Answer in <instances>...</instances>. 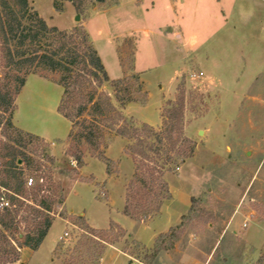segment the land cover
<instances>
[{"label":"rangeland","instance_id":"1","mask_svg":"<svg viewBox=\"0 0 264 264\" xmlns=\"http://www.w3.org/2000/svg\"><path fill=\"white\" fill-rule=\"evenodd\" d=\"M29 3L49 27H56L60 31L84 28L106 69L113 74L110 46L106 42L107 29L113 34L118 33L116 24L120 16L116 9L124 3L132 4L133 0H109L105 4L84 0L80 13L69 0H29ZM163 3L164 0H154L151 21L164 24L168 14L162 11ZM58 8L61 10L58 11ZM77 16H80L79 21L76 20ZM250 30L247 32L246 43L242 41L240 32H237L231 46L238 71L244 57L247 60V71L252 72L256 71L257 64L264 57V47L256 40L255 28ZM137 38L136 35H130L115 40L124 77L130 79L135 75L140 77L135 70ZM146 48L144 45L139 48L140 68L159 65L168 60V54H165L158 42L151 49L156 52L153 63H149L151 51ZM242 51L246 55L243 58ZM191 70L199 71L196 67ZM0 73H4L1 68ZM59 76L47 72L28 76L27 81L34 78L17 99L13 123L20 130L19 125L56 142L54 144L38 136L23 151L32 157L35 165L40 161L46 174L53 177L54 184L49 187L51 192L67 193L73 181L84 180L81 182L82 189L71 197L70 204L75 209L85 211L96 225L107 226L108 221H114L121 212L126 186L133 178L135 165L126 155L113 163L112 181L108 190L106 183L93 188L91 183L94 178L81 176V169L84 176L107 174L105 163L90 154H87L83 168L78 169L77 174L72 172L76 163L68 156L70 124L58 113L63 92L62 87L56 84ZM140 81L143 85L142 93L137 91L136 81L130 82L136 91V102L133 103L146 105L148 87L144 78L140 77ZM241 82L248 88L244 94L238 92L226 96L210 87L206 80L201 78L189 81L187 74H184L178 79L174 98L163 102L162 107L156 105L163 119L167 103L175 102L182 91L186 94L185 132L196 142L197 149L192 159L166 178L173 191L180 189L197 202L182 220L183 226L177 236L161 242L155 259H147L153 250L138 248L131 238L118 237L117 231L103 240L95 238V242L88 245L92 239L90 229L93 228L83 216L70 214L64 204L54 208V225L39 257L34 260V251L22 248L20 260L14 264H47L49 255L57 264H115L120 257L128 264L133 263L131 258L143 264H179L184 257L201 264H264V71L252 80L249 76L244 77ZM131 113V110L124 111L128 119L141 126L143 123L131 117ZM2 129L3 125L0 127V141L6 142L8 140L1 135ZM8 135L16 137L12 130H8ZM121 139L116 136L108 139V158L124 150L128 141ZM46 157H51L55 162L50 164ZM2 162L0 159V169ZM27 174L31 176L33 170H28ZM20 215L21 221L23 216L32 218L29 211L21 212ZM26 227H33L31 219L28 223L20 224L23 233L28 231ZM65 232L69 236L61 240L59 237L64 236ZM53 242L55 244L51 251Z\"/></svg>","mask_w":264,"mask_h":264},{"label":"trees","instance_id":"2","mask_svg":"<svg viewBox=\"0 0 264 264\" xmlns=\"http://www.w3.org/2000/svg\"><path fill=\"white\" fill-rule=\"evenodd\" d=\"M69 1L80 13L84 0ZM94 1L105 4L109 0ZM0 54V68L4 72L0 73V127L3 125L1 135L8 140L0 141L3 160L0 188L4 189V193L0 190V204L3 195L10 203L9 208H0V264L17 263L22 248L38 251L53 225L54 208L63 206L66 200V193L50 191L53 177L42 169L44 165L40 161L35 165L32 157L23 151L39 137L18 129L13 123L17 99L31 74L60 75L56 84L63 92L58 113L70 124L68 156L76 163L72 172L77 174L90 154L105 163L111 176L115 161L106 156L108 139L111 136L126 139L123 152L133 160L135 170L126 186L123 215L141 223L157 216L171 199L167 175L182 168L197 149L196 142L185 132V92L175 102L167 103L160 128L147 123L135 125L124 109L136 102L131 80L136 81L137 91L143 92L140 77L111 80L84 28L60 31L49 27L32 9L29 0H0ZM8 130L14 131L16 137L8 135ZM46 158L50 164L55 162L51 157ZM31 169L33 174L29 176L27 171ZM30 178L34 182L32 186H28ZM196 202L192 197L189 212ZM24 211H29L32 218L23 216L21 221L20 214ZM30 219L33 227H26L28 231L23 233L20 224ZM182 226L183 223L160 235L147 259H155L161 242L174 239ZM90 230L92 239L88 245L95 242L93 239L103 240L115 231L118 237L130 236L114 221L106 230ZM20 235H23L21 239ZM133 243L142 247L134 240Z\"/></svg>","mask_w":264,"mask_h":264},{"label":"crops","instance_id":"3","mask_svg":"<svg viewBox=\"0 0 264 264\" xmlns=\"http://www.w3.org/2000/svg\"><path fill=\"white\" fill-rule=\"evenodd\" d=\"M154 7V0H133L132 4L124 3L120 5L116 9V13L120 16L116 24L118 33H111L109 28L106 33V42L110 46L109 52L112 56L110 60L112 62L113 74L109 72V69L106 70L111 80H118L124 77L115 40L121 37L127 38L130 35L138 37L135 43V70L140 77L144 78L147 84L148 103L146 105L130 103L125 107L124 111L128 112L131 110L130 116L135 120L147 123L153 127L160 126L162 119L159 107H162L163 102L174 98L178 79L184 74H187L189 81H194V79L190 78V74L193 72L191 70L192 67H196L197 70L204 73L202 79L206 80L210 87L216 88L220 91V94L226 96L230 94L236 95L238 92L244 94L248 88L244 87L242 82L240 83V80L248 76L252 80L264 71V57L257 64L255 72L251 70L247 71V60L245 57L243 58V56H246L244 51H242L243 61L240 66L241 69L238 71L235 67L233 52L231 51L236 33L240 32L242 41L246 43V40H248L246 37L247 32L251 31L252 27L255 28V32L257 33L256 40L260 42L258 44H262L264 47L263 0H164L162 11L168 14V18L165 17L167 19H165L164 24L151 21L150 15L154 11ZM158 42L164 48L165 54H168V60L159 65H153L156 51L152 52L151 49ZM143 45L147 47V50L151 51L149 53V63L152 65L146 68L139 67V48L141 49ZM30 80L26 82L22 93ZM230 88H234V90ZM156 105L159 106L157 107L158 109H156ZM236 107L239 110L238 105ZM155 114L157 115V119H155ZM19 128L56 144V142L43 134H38L20 125ZM124 155L123 150H121V154L109 156L116 162L122 160ZM80 172L83 178H94V182L91 183L93 188L98 186V184H100L99 186H103L106 183L108 190L109 183L112 181L111 176L108 174L84 176L82 169ZM82 186L83 183L80 180L72 182L66 193V209L70 214L83 216L93 229H108L112 220L108 221L107 226H98L81 208L75 209L71 206V197L76 196L82 189ZM170 191L171 199L164 203L160 213L154 218L141 223L126 217L123 215L124 200L121 212L119 216L115 217L114 222L128 232L129 238L139 243L144 249L148 251L152 250L156 239L160 235L168 233L171 228L180 225L183 217L186 216L191 207L190 202L192 197H188L180 189L179 191H173L171 185ZM50 231L40 249L32 252L34 260L39 257L41 250L44 248ZM54 242L51 251L53 250ZM25 249L29 250L28 248ZM48 263L57 264L50 255L47 260ZM115 264L128 263L123 257H120ZM179 264L201 263L184 257Z\"/></svg>","mask_w":264,"mask_h":264},{"label":"built area","instance_id":"4","mask_svg":"<svg viewBox=\"0 0 264 264\" xmlns=\"http://www.w3.org/2000/svg\"><path fill=\"white\" fill-rule=\"evenodd\" d=\"M204 76V73L202 71H197V72H192L190 74V78L194 79V80H199L201 79L202 77ZM33 179H29V182H28V186H32L33 185ZM1 192L4 193V189L0 188ZM4 207H10V203L8 202V200L6 199L5 195H3V197L1 198V204H0V208H4ZM76 227V226H75ZM69 236V233L68 232H65L64 233V236H62L60 239L63 240V239H66L67 237ZM133 263L132 264H143L141 262H138L136 260H134L133 258H131Z\"/></svg>","mask_w":264,"mask_h":264},{"label":"water","instance_id":"5","mask_svg":"<svg viewBox=\"0 0 264 264\" xmlns=\"http://www.w3.org/2000/svg\"><path fill=\"white\" fill-rule=\"evenodd\" d=\"M76 20L79 21L80 20V16H77ZM22 237H23V235H20V238H22Z\"/></svg>","mask_w":264,"mask_h":264}]
</instances>
